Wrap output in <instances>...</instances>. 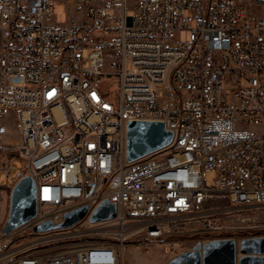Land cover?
Instances as JSON below:
<instances>
[{
  "label": "built area",
  "instance_id": "built-area-1",
  "mask_svg": "<svg viewBox=\"0 0 264 264\" xmlns=\"http://www.w3.org/2000/svg\"><path fill=\"white\" fill-rule=\"evenodd\" d=\"M57 3L66 24L54 20ZM0 8V122L13 117L22 163L0 187L11 195L10 178L23 173L38 203L32 221L0 236V264H120L129 241L158 243L176 220L264 207V0ZM131 120L165 122L172 144L127 163ZM105 199L117 217L92 231L35 232L84 205L91 224ZM27 235L44 237L26 245Z\"/></svg>",
  "mask_w": 264,
  "mask_h": 264
},
{
  "label": "water",
  "instance_id": "water-1",
  "mask_svg": "<svg viewBox=\"0 0 264 264\" xmlns=\"http://www.w3.org/2000/svg\"><path fill=\"white\" fill-rule=\"evenodd\" d=\"M174 132L162 121L131 120L126 124V161L132 163L168 148ZM37 188L30 176H25L13 188L9 203V215L3 233H9L32 221L37 215ZM89 212L84 205L68 211L64 221L54 224L44 221L35 227L36 233L69 229L82 222ZM117 217V206L103 200L90 214L91 224L111 221ZM167 264H264V237L237 241L235 238L211 240L197 244Z\"/></svg>",
  "mask_w": 264,
  "mask_h": 264
},
{
  "label": "rangeland",
  "instance_id": "rangeland-1",
  "mask_svg": "<svg viewBox=\"0 0 264 264\" xmlns=\"http://www.w3.org/2000/svg\"><path fill=\"white\" fill-rule=\"evenodd\" d=\"M53 17L57 24L67 23L68 12L64 4H55ZM11 83L22 85L23 79L12 78ZM0 124V174H3L12 164L21 169L22 163L17 158L19 135L13 117L9 116ZM6 183L7 175L4 173L0 178V185ZM8 215L9 203L3 214L6 221ZM98 227V224L82 222L66 231H92ZM168 229L167 235L158 243L140 245L129 241L120 253V264H167L178 255L206 241L235 238L239 242L243 239L264 237V207L248 209L230 217H187L170 223ZM41 237L44 236L27 235L23 243L32 245ZM42 241L46 242V239L42 238L40 242Z\"/></svg>",
  "mask_w": 264,
  "mask_h": 264
},
{
  "label": "bare ground",
  "instance_id": "bare-ground-1",
  "mask_svg": "<svg viewBox=\"0 0 264 264\" xmlns=\"http://www.w3.org/2000/svg\"><path fill=\"white\" fill-rule=\"evenodd\" d=\"M0 15H5V8H0ZM15 177V178H14ZM21 179H23V173H15L10 178V186H15ZM11 195H8V187H0V198H4V210L5 206L10 203ZM6 224V220L3 217H0V236H5L3 233V228ZM114 230L106 229V238H113Z\"/></svg>",
  "mask_w": 264,
  "mask_h": 264
}]
</instances>
